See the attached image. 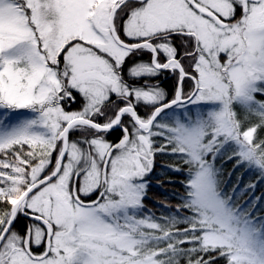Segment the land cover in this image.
I'll use <instances>...</instances> for the list:
<instances>
[{"label": "snow or ice", "instance_id": "6c2138e0", "mask_svg": "<svg viewBox=\"0 0 264 264\" xmlns=\"http://www.w3.org/2000/svg\"><path fill=\"white\" fill-rule=\"evenodd\" d=\"M258 94L264 0H0V264H264V217L216 168L264 174ZM160 154L187 179L157 217Z\"/></svg>", "mask_w": 264, "mask_h": 264}, {"label": "trees", "instance_id": "16d2710c", "mask_svg": "<svg viewBox=\"0 0 264 264\" xmlns=\"http://www.w3.org/2000/svg\"><path fill=\"white\" fill-rule=\"evenodd\" d=\"M177 41L182 44V41ZM171 83L172 88H169V90V82H167L166 84L167 93L168 91L171 92L170 94L168 93L169 98H171L172 93L175 90L176 79L175 81L171 80ZM190 84L191 83L188 81L185 82L186 92L191 91ZM72 94L76 97V102L65 104V109L67 111H72L78 107L81 108L83 104L81 97L75 91H73ZM146 111H148V109L142 108L140 110V114L144 115ZM85 135H87V133H85ZM121 135L122 133L119 131V129H117L108 136V139L110 141H112L113 139H116L118 141ZM80 137H82L81 134L79 138ZM73 139H75V137ZM220 158L221 161L219 160V158L216 160V168L218 167L219 169L218 179L221 182L220 188L224 193L230 196L229 193H231L234 189L238 190V188L234 187L241 177L243 185H256L255 190L257 189V192L262 194L261 200L264 201V174H261L258 170H254V176H250V173L247 174L248 172H246V168L244 166L240 165L239 167H237L235 159H228L227 155ZM177 163H179V161L174 156L163 154L157 155L155 159L154 170L150 174V176L147 177V179L149 180V188L147 197L144 200V204L148 212L155 214V216L157 217L175 214L174 210L176 206L181 203V197L186 194L185 188L183 186L184 182L187 179L186 175L174 173L172 171H169L166 167H163L164 165H174ZM221 165L222 167L220 168L219 166ZM247 186H242V190ZM248 193L249 191L243 196L248 197ZM181 264H184L183 260L181 261ZM218 264H224L223 260H220Z\"/></svg>", "mask_w": 264, "mask_h": 264}, {"label": "rangeland", "instance_id": "374dc122", "mask_svg": "<svg viewBox=\"0 0 264 264\" xmlns=\"http://www.w3.org/2000/svg\"><path fill=\"white\" fill-rule=\"evenodd\" d=\"M140 58L145 60V61H147L146 58H145V54H142V56ZM191 87H192V83L190 84V88ZM258 95H257L256 99L260 100V101H264V96H262V95L258 96ZM80 109L81 108L78 107V108H75L72 111H78ZM19 111L21 113H23V114H26V115L30 114V113H28V110H19ZM237 111L239 113H241L242 115L246 114L244 112V110L239 108V107L237 108ZM249 118L254 120L255 116H250ZM74 134H76V135L79 134L80 135V133H74ZM219 160L221 161V158H219ZM216 163H217V161H216ZM241 166H244L246 168V172H248L247 174L250 173V176H254L255 173H253V171L255 169H250V168H248L245 165H241ZM219 167L221 168L222 165L219 166ZM237 167H239V166H237ZM217 169H218V167H217ZM252 185H250V186L243 185L242 179L240 177V179L236 183V186L234 187V188H238V190L234 189L231 193H229L230 197H232V201L237 207L242 208V209H248L252 213V215H254V216L264 217V201L261 200V195L262 194L258 193L257 189L255 190L256 185H255L254 188L252 187ZM242 186H244V187L247 186V187L242 190V188H243ZM248 191H249L248 197H244L243 195L245 193H247ZM257 197L259 198V202L256 201Z\"/></svg>", "mask_w": 264, "mask_h": 264}, {"label": "flooded vegetation", "instance_id": "af4514ba", "mask_svg": "<svg viewBox=\"0 0 264 264\" xmlns=\"http://www.w3.org/2000/svg\"><path fill=\"white\" fill-rule=\"evenodd\" d=\"M175 43H177L178 45L180 44V42H175ZM145 58H146V60H148L149 59V56L147 55V54H145ZM175 79H176V77L173 75V76H170L168 73H164V75H163V77L159 80V84H160V86L162 87V88H164L165 90H167L166 89V84H167V82H169V87H168V90H169V88H172V83H171V80L172 81H175ZM156 81H154V80H149V83H155ZM186 82V81H185ZM188 82H190V83H192L191 81H188ZM141 83H142V81H141ZM167 92V91H166ZM168 93L170 94L171 92H169L168 91ZM79 134H73V136H72V139L75 137V139H79ZM80 138H82V137H80ZM112 142H117V140L116 139H113L112 140ZM21 223H23V221L21 222ZM41 249H36V251H40Z\"/></svg>", "mask_w": 264, "mask_h": 264}]
</instances>
